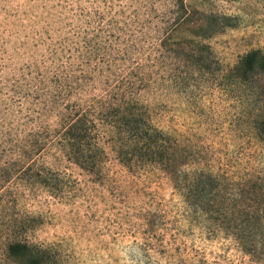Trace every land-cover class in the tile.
I'll list each match as a JSON object with an SVG mask.
<instances>
[{
    "label": "rangeland",
    "instance_id": "1",
    "mask_svg": "<svg viewBox=\"0 0 264 264\" xmlns=\"http://www.w3.org/2000/svg\"><path fill=\"white\" fill-rule=\"evenodd\" d=\"M175 2L0 0V145L26 127L44 132L68 101L124 93L178 142L177 162L261 179L264 139L252 122L264 78L249 89L223 75L264 53V0H183L185 10ZM106 153L99 176L66 166V199H19L38 219L32 240L55 264H249L222 236L174 223L177 199L158 170H129ZM0 264L17 263L0 247Z\"/></svg>",
    "mask_w": 264,
    "mask_h": 264
},
{
    "label": "trees",
    "instance_id": "2",
    "mask_svg": "<svg viewBox=\"0 0 264 264\" xmlns=\"http://www.w3.org/2000/svg\"><path fill=\"white\" fill-rule=\"evenodd\" d=\"M175 3L185 10L183 0ZM223 78L230 86L253 88L264 78V53H247ZM113 95L103 92L68 101L59 120L44 132L25 133L26 127L0 145V247L4 256L17 264H55L50 248L32 240L38 219L21 208L19 199L37 191L66 199L71 183L66 166H75L90 178L99 176L107 161L106 148H110L123 167L156 169L170 183L177 199L176 225L211 238L222 236L249 264H264V176L241 181L228 171L194 166L187 156L177 162L178 142L153 123L144 106L124 93ZM252 123L255 137L262 141L264 106L257 109ZM10 194L14 199L6 201ZM164 214L162 210L154 220L159 232Z\"/></svg>",
    "mask_w": 264,
    "mask_h": 264
}]
</instances>
